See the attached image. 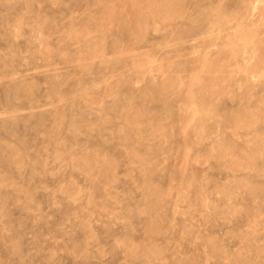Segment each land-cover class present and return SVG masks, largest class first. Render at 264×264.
<instances>
[{"label": "rangeland", "instance_id": "rangeland-1", "mask_svg": "<svg viewBox=\"0 0 264 264\" xmlns=\"http://www.w3.org/2000/svg\"><path fill=\"white\" fill-rule=\"evenodd\" d=\"M226 1L0 0V264H264V13Z\"/></svg>", "mask_w": 264, "mask_h": 264}, {"label": "bare ground", "instance_id": "bare-ground-1", "mask_svg": "<svg viewBox=\"0 0 264 264\" xmlns=\"http://www.w3.org/2000/svg\"><path fill=\"white\" fill-rule=\"evenodd\" d=\"M204 1H205V0H204ZM214 1H215V0H214ZM216 1H218V0H216ZM226 2H227V1H226ZM228 2H229V4H228ZM228 2H227L226 4L230 5V6H228V7H230L231 9L235 10L236 8H238V7L236 6V3H237L238 1H236V0H228ZM262 2H264V0H260V1L257 0V2H256V0H255V1H254V0H251V3H253V6H254L252 9H253L254 11H255L256 9H259V10H261L260 13H264V11H263V10H264V7L259 8V6H258V5H259L260 3H262ZM59 3H60V2H59ZM148 3H149V2H148ZM209 3H210V1H209ZM212 4H213V3H212ZM214 4H215V3H214ZM214 4H213V5H214ZM224 4H225V3H224ZM144 5H145V4H144ZM150 5H151V4H150ZM205 5H206V3H205ZM205 5H204V6H205ZM208 5H210V4H207V6H208ZM148 6H149V5H147L146 8H148ZM151 6H152V5H151ZM170 6H171V5H170ZM3 7H4V6H3ZM122 7H123V6H122ZM159 7H160V6H159ZM210 7H211V6H210ZM228 7H225V10H226V8H227V9H230V8H228ZM144 8H145V7H144ZM153 8H154L153 6H152V8H148V11H150V9L152 10ZM206 8H207V7H206ZM206 8H205V9H206ZM239 8H240V7H239ZM218 9H219V8H218ZM9 10H10V9H9ZM153 10H154V9H153ZM214 10H215V9H214ZM237 10H238V9H237ZM253 10H252V11H253ZM201 11H202V10H201ZM210 11H211V10H210ZM163 12H164V11H163ZM203 12H204V11H203ZM212 12H213V11H212ZM215 12H216V11H215ZM209 13H210V12H209ZM213 13H214V12H213ZM239 13H240V12H239ZM211 14H212V13H211ZM231 14H232V13H231ZM2 15H3V14H2ZM260 15H261V14H260ZM210 16H211V15H210ZM212 16H213V14H212ZM252 16H253V15H252ZM46 18H47V17H46ZM250 20H251V19H250ZM250 20H249V21H250ZM237 21H239V19H237ZM4 22H5V21H4ZM122 22H123V21H122ZM231 22H232V21H229V24H231ZM238 23H239V22H238ZM247 23H248V22H247ZM64 24H65V23H64ZM138 24H139V23H138ZM142 24H143V23H142ZM240 24H241V22H240ZM240 24H239V25H240ZM237 25H238V24H237ZM227 26H228V25H227ZM120 27H121V26H120ZM200 27H201V26H200ZM230 27L233 28L234 25H233V27H232V26H230ZM218 28H219V27H218ZM204 29H205V28H204ZM224 29H226V28H224ZM239 29H241V28H239ZM201 30H202V29H201ZM215 30H217V29L215 28ZM218 30H219V29H218ZM228 30H230V29H228ZM219 31H220V33H221V30H219ZM225 31H226V30H225ZM223 32H224V30H222V33H223ZM226 32H227V31H226ZM248 32H249V31H248ZM227 33H228V32H227ZM240 34H241V33H240ZM243 34H244V33H243ZM241 35H242V34H241ZM4 38H5V37H4Z\"/></svg>", "mask_w": 264, "mask_h": 264}]
</instances>
